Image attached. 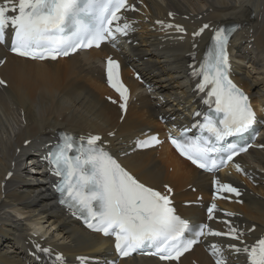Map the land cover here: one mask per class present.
I'll return each mask as SVG.
<instances>
[{"label": "snow or ice", "instance_id": "obj_1", "mask_svg": "<svg viewBox=\"0 0 264 264\" xmlns=\"http://www.w3.org/2000/svg\"><path fill=\"white\" fill-rule=\"evenodd\" d=\"M129 9L135 10L128 0H0V45L8 44L11 30L10 51L39 61H54L80 48L99 47L104 41L113 42L115 46L117 36L127 35L131 30L126 20L120 23L124 19L121 11ZM157 23L163 25L162 21ZM163 26L185 32L180 25ZM209 27L204 24L193 33V37L200 36ZM239 27L214 29L211 46L199 67L192 71V75L199 78L197 90L206 93L204 103L215 115L204 114L202 121L198 119L192 124V129H198L199 135L189 136L191 129L184 128L179 136L171 133L168 136L180 156L206 171L220 166L221 162L214 154L222 151L221 142L249 131L256 120L249 97L229 78L227 47L231 32ZM106 65L107 83L118 93L122 101L119 107L124 110L128 89L120 79L119 63L109 57ZM5 83L0 80V85ZM194 115L200 117L201 113ZM100 139L97 135H90L86 142L81 138L77 148L74 138L64 133L57 150L47 159L54 166L53 174L60 178L54 185L60 193L59 203L84 219L89 229L104 236H114L115 249L121 257L151 248L154 249L151 254L162 261H179L199 237L207 235L239 241L242 247L229 244L228 249L244 254L247 264H264V237L249 246L243 240L244 233L234 226L229 225L226 232H220L207 224L190 225L176 214L168 195L138 182L97 144ZM160 143L153 135L138 141L137 146L146 148ZM70 152L75 154L69 155ZM228 152V160L237 154L233 145H228ZM214 184L218 185L217 191L240 195L239 190L230 184H220L219 181ZM165 187L169 193L172 191L167 185ZM215 209V204L208 208L209 220L213 219ZM186 233H192L193 238L186 239ZM36 247L45 254L50 252L48 248ZM210 249L215 264H225L222 248L212 244ZM62 260V256H56L58 264H62Z\"/></svg>", "mask_w": 264, "mask_h": 264}, {"label": "bare ground", "instance_id": "obj_2", "mask_svg": "<svg viewBox=\"0 0 264 264\" xmlns=\"http://www.w3.org/2000/svg\"><path fill=\"white\" fill-rule=\"evenodd\" d=\"M162 8L154 0H147L151 11H160L163 16L167 11H173L179 15H191L194 28L200 22L195 23V16L210 12L201 22H239L248 28L241 34L239 47L235 50L237 69L242 73L238 81L248 89L253 90V100L264 104V0H161ZM252 30L254 42L252 47L246 43L250 39L248 33ZM243 43V45H242ZM236 45V44H235ZM175 53L164 55L155 59L152 49L140 48L135 55H151L154 58L141 67L147 73L152 74V79L159 83L165 82L162 95L164 99H172L175 111L185 116V107L189 105L191 96L189 86L186 84L185 65L189 52L186 43L178 44ZM5 51L0 47V57ZM93 56L92 52L83 53ZM240 61V62H239ZM238 62L240 64H238ZM78 56L62 60L60 63H36L14 57H8L7 62L1 68L3 77L8 82V87L0 91V183L5 174L11 171L10 165L14 159L16 149H22V144L27 140H43L47 136L42 135L47 129L61 128L68 131H83L91 133L111 132L112 148L117 153H124L125 145L136 135L148 127L158 126L155 114L160 109L146 107L145 103H134L131 106L130 115L123 120L109 110L108 106L98 97L95 89H102L98 79L85 71L89 67H79ZM93 70H95L94 67ZM77 74L75 79L71 75ZM167 86V88H166ZM23 114V118L21 117ZM6 121V125H5ZM24 122V124H23ZM264 131V129H263ZM264 141V139H263ZM34 143L30 145L33 147ZM264 159V154L255 153ZM16 171L5 186L4 196L0 192V264H24L20 254L12 248L13 241L23 237L26 229L17 226L14 213L18 216L26 215L27 221L41 222L42 228L53 219L68 226V222L61 213L50 215L49 185L42 181L43 175L35 167L20 169L22 161H16ZM123 163L132 168L133 172L140 174L146 180L152 181L164 178L163 170L168 166L173 167L172 172L166 174L172 178L177 168L187 170L186 176L197 177L196 173L182 162L177 161L167 149L155 152L137 153L123 159ZM149 167H153L148 169ZM42 178V179H41ZM247 207L245 215L250 216L257 223L264 224V204L257 211ZM30 227L40 229L35 224ZM75 237L84 239V244H92L97 241L95 236L86 235L79 229H73ZM77 247L73 250H65L66 253L80 251ZM191 260L210 264L200 251H193L184 263ZM125 264H130L126 262Z\"/></svg>", "mask_w": 264, "mask_h": 264}, {"label": "rangeland", "instance_id": "obj_3", "mask_svg": "<svg viewBox=\"0 0 264 264\" xmlns=\"http://www.w3.org/2000/svg\"><path fill=\"white\" fill-rule=\"evenodd\" d=\"M1 118H2V114H0ZM5 125H6V121H5Z\"/></svg>", "mask_w": 264, "mask_h": 264}]
</instances>
